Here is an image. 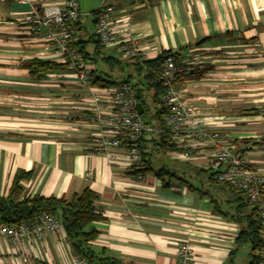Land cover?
I'll return each mask as SVG.
<instances>
[{"label": "crops", "instance_id": "0c3cea01", "mask_svg": "<svg viewBox=\"0 0 264 264\" xmlns=\"http://www.w3.org/2000/svg\"><path fill=\"white\" fill-rule=\"evenodd\" d=\"M40 1L0 0V194H7L17 171L30 173L19 182L25 196L67 199L90 189L102 216L90 225L97 231L91 245L122 264H177L175 250L185 242L192 264H246L247 248L242 247L246 260L239 258L241 248L231 262L229 254L245 223L232 215H245L247 208L241 211L239 195L209 178L204 167L208 148L193 149L191 159L184 160L177 148L159 147L156 131L144 136L141 149L145 163L171 173L165 178L168 185L153 171L134 174L124 152L113 150L110 158L93 150V101L69 65L39 76L21 66L34 58L58 62L48 40L24 22ZM78 1L79 47L92 70L117 80L135 75L133 61L96 42L101 0ZM107 3L113 19L130 15L145 60L163 52L176 55L183 99L198 109L204 126L219 132L221 144L264 175V0ZM72 254L63 235H47L23 251L0 235V264H71Z\"/></svg>", "mask_w": 264, "mask_h": 264}, {"label": "built area", "instance_id": "2783aa9c", "mask_svg": "<svg viewBox=\"0 0 264 264\" xmlns=\"http://www.w3.org/2000/svg\"><path fill=\"white\" fill-rule=\"evenodd\" d=\"M113 7L101 0L96 10L95 33L104 48H116L125 60H145L146 53L137 35L131 32L130 15L112 18ZM81 15L78 0H41L32 5L24 16L31 29L48 40L55 60L69 65L75 81L86 89L93 101V119L96 131L91 137L96 152L113 158V150L124 152L130 165L142 160L141 138L156 131L165 132L178 149L180 158L189 160L193 149L208 148L209 156L204 167L211 177L243 193L256 208L264 233V175L250 167L246 157L220 143L219 132L204 126L198 109L187 103L177 86L181 68L173 55H167L158 70L163 92L161 99L167 107L164 127L155 128L135 109L136 89L129 83L101 88L91 85L92 64L83 56L78 43L76 22ZM91 176L90 172L86 173ZM0 235L18 251L28 248L30 242L47 235H63L62 221L57 213L42 211L30 221L8 224L0 220ZM191 248L181 243L175 250L177 264H192ZM256 264H264V246L259 250ZM71 264H90L84 257L72 254Z\"/></svg>", "mask_w": 264, "mask_h": 264}, {"label": "trees", "instance_id": "16d2710c", "mask_svg": "<svg viewBox=\"0 0 264 264\" xmlns=\"http://www.w3.org/2000/svg\"><path fill=\"white\" fill-rule=\"evenodd\" d=\"M96 42L100 44L99 41ZM77 44L79 45V42ZM80 50L83 56L87 58V54L83 50V47H80ZM167 55H173L176 59V55L169 52H163L152 60L139 61L136 59H129L133 61L132 64L136 74L125 76L122 80H117L114 77L112 78L106 73H97V71L93 69L89 75L90 83L92 86L101 88L121 83H129L135 89L139 88L140 98L138 100L142 103L143 108V113L140 116L150 125L158 126V128L161 129L164 127L163 118L168 110L161 99L163 87L158 75V70L163 59ZM109 58L110 57H107V59ZM115 62L118 63V60H115ZM67 65L68 64L65 62L37 58L29 59L21 63L22 67L28 69L29 73L35 76H39V74L46 71L62 70ZM141 76L143 80H141ZM156 134L159 137L158 145L163 151L176 149L165 132L159 131ZM143 138L144 136L141 138V141ZM131 168H133L132 173L137 175L142 174L144 171H153L156 176L163 180L164 186L168 185L165 178L169 177L171 173L164 167L154 170L149 163H145L143 150L140 164L136 166L132 165ZM29 176V172L17 171L7 194H0L1 221L14 224L22 221H30L35 215L42 211L57 213L62 221L65 238L73 254L84 257L90 264H122L118 258L107 255L104 248L95 252L91 245V241L97 236V231L90 225L92 222L100 220L102 217L95 209L94 201L98 197L96 193L88 188H84L81 192L74 193L67 199L54 196L44 197L37 194L25 196L19 186V182L20 180L29 178ZM209 178L216 184L226 185L222 182L215 181L210 174ZM229 188L239 195L242 201L239 204L240 210L243 207L247 208V213L245 215H241L240 211L232 215V217L235 216L238 221H241V218H243L245 223L242 225L235 238V246L229 254V261L231 262L233 255L240 248L246 247V264H256L257 260L260 258L259 250L264 246V233L260 226L258 212L245 198L242 192L234 190L231 187Z\"/></svg>", "mask_w": 264, "mask_h": 264}, {"label": "water", "instance_id": "95a60500", "mask_svg": "<svg viewBox=\"0 0 264 264\" xmlns=\"http://www.w3.org/2000/svg\"><path fill=\"white\" fill-rule=\"evenodd\" d=\"M136 102H135V109H136V112L141 115L143 113V108H142V103L138 100L140 98V89L139 88H136Z\"/></svg>", "mask_w": 264, "mask_h": 264}, {"label": "rangeland", "instance_id": "374dc122", "mask_svg": "<svg viewBox=\"0 0 264 264\" xmlns=\"http://www.w3.org/2000/svg\"><path fill=\"white\" fill-rule=\"evenodd\" d=\"M154 156L156 157V158H160L161 159V161L162 162H169L168 161V159L166 158V157H164L163 155H161V154H158V153H155L154 154ZM161 164H165V163H161ZM156 165V164H155ZM154 166V165H153ZM158 166V165H157ZM246 248V247H245ZM245 248H241V249H243V250H241V254H240V256H239V258H243L242 260H244V258H245V260H246V255H242V251H246V250H244Z\"/></svg>", "mask_w": 264, "mask_h": 264}]
</instances>
